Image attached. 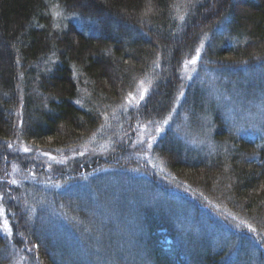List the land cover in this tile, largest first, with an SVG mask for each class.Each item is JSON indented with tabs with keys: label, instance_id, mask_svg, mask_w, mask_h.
<instances>
[{
	"label": "trees",
	"instance_id": "obj_1",
	"mask_svg": "<svg viewBox=\"0 0 264 264\" xmlns=\"http://www.w3.org/2000/svg\"><path fill=\"white\" fill-rule=\"evenodd\" d=\"M201 45L199 69L264 67V0H0V220L7 222L0 226V264H96V258L102 263L115 240L89 237L78 243L69 232L79 235L81 229L68 232L54 215L42 219L40 210L30 222L26 194L33 186L24 176L45 175V156L60 157L50 162V178L61 184L54 194L68 173L75 177L67 187H78L92 168L122 174L140 168L137 148L127 147L134 140L127 132L136 125H161L183 92L180 108L191 128L185 131L193 137L198 114L204 117L211 150L180 139L171 122L149 153L174 182L141 175L162 194L175 186L176 198L195 206L202 219L193 220L199 238L179 237L162 248L160 230L180 235L173 215L135 201L126 215L151 221L144 241L149 263L264 264V136L231 128L216 102L204 96L203 83L192 78L185 84V65ZM140 79L148 80V89L136 107L119 114V128L109 125L108 148L74 155ZM260 84L255 90L261 97L249 86L246 96L264 102ZM82 167L85 174L79 175ZM57 211L70 220H93L72 206ZM206 211L215 220H206ZM230 215L250 225L237 226ZM52 224L61 229L53 231ZM79 247L83 258L77 257Z\"/></svg>",
	"mask_w": 264,
	"mask_h": 264
},
{
	"label": "rangeland",
	"instance_id": "obj_2",
	"mask_svg": "<svg viewBox=\"0 0 264 264\" xmlns=\"http://www.w3.org/2000/svg\"><path fill=\"white\" fill-rule=\"evenodd\" d=\"M202 48L203 45L198 48L199 54L196 52V55L185 65L183 71L186 81L185 84L192 80V78H196L199 84L203 83L201 86L204 96L207 100L209 99L216 102L215 104L219 106L222 115L226 118L231 128L239 130L240 133L257 132V134H262L264 136L263 99L256 102L255 98L246 96V93H248V86L250 89L248 90L249 92L254 91L257 85H261L260 83H262L264 87V80H261L262 78L264 79V67L259 68V66H256L251 69H232L228 73L215 72L205 67L199 69L196 60L203 52ZM193 59H195V63H191ZM243 85L246 87H243ZM147 89L148 80H138L135 83L133 91H131L125 100L111 113L112 117L109 120L104 119L103 127L99 129L96 135H94L87 144L81 146L74 155L83 156V154L89 155L95 154L96 152H104L109 146V142H107L109 125H114L116 123V127L119 128V114L125 113L130 108L136 107V105L142 101ZM254 94L261 97L260 91L257 93V90H255ZM183 96L184 92L178 95L174 108L161 125H145L138 128L136 125L134 129L130 128L127 132V136L132 134L134 137L132 144H127V147L132 145L133 148H137L138 151L134 155L140 160L138 162L140 168L130 169L126 174H122L123 171L121 170L92 168V171H95L90 175L86 174L80 181L78 187L77 184L76 186L72 185L67 187L75 177L68 173L65 176V183L62 185L63 189L56 190L53 194L54 191L52 192V189H57L58 185L61 184L58 183V180H51L50 173L53 169L50 162L56 161L60 157L55 156V159L52 160V155L45 156L44 164L49 166L45 175L39 176L31 173L24 176V180L29 182L30 186L36 187L37 189L35 190L33 187H29L26 194L29 198L26 203L27 209L30 212V222H35V220L32 219L37 217L35 215L36 211L40 210L39 212H41L42 219L48 215H54L52 218L59 220L67 230L71 229L73 231V228H77L78 230L81 229L79 235H77L78 233L69 232L68 230L72 237L74 236V238H77L76 240L78 243H80V241H90L94 238L99 241L107 240L106 242L108 243L109 240H115L117 242L115 243V249L118 252L114 253L115 249H113V247H111V250H108L110 248L105 249L107 251L105 259H103L101 263L96 258V264H153L149 263L144 248V241H146L148 237L151 221L130 220L131 217L127 216L126 213H128L127 210H130V205L133 201L140 203L144 209L154 212H167L168 217L173 215V221L176 223L177 230H180V235H177L178 237L175 236V239L172 238V236H168L166 230H158L161 234H164L159 240L162 248L167 249L171 242L176 243L179 237L183 240H185V238L190 240L193 236V238L195 237L193 242L198 239L199 237H197L193 229V225H195L193 220L202 219L197 217L195 206L187 199L180 200L176 198L175 195L177 191H175V186L169 188V194H162L161 191L156 188H149L141 175V173L144 172L149 175L150 178H156L157 180H155L160 184L161 182H165L168 185L174 182L167 171L164 170L161 161L149 153L151 144L154 143L156 137L161 135L171 122L179 129L180 133L177 132L176 135L180 139L196 149L205 147L207 152L211 150L212 144H210L209 141V132L204 117L202 118L198 114L200 122H197L193 127V131H191L193 137L185 131L191 128L189 127V116L187 112L180 108ZM252 106L254 109H252ZM179 109L180 112L177 115ZM179 119L180 121L178 124L175 121ZM132 170L134 171L132 172ZM84 174V167H82L79 175ZM181 187L188 189L183 185L178 188ZM170 194H172V196ZM28 200H30L31 203L28 202ZM67 205L69 206L68 208ZM71 206L90 213V217L93 220H83L82 218H79L82 221L75 219L70 220V218H67L69 216L65 215V213L59 214L57 211L58 209L60 212H64ZM201 207L203 210L205 209L203 206ZM181 211L185 213V219L180 216L179 213H181ZM201 214L206 215L204 212H201ZM207 214L210 219L205 218L206 220H212L211 218L215 220L213 215L212 217L208 212ZM229 218L231 221L237 220L232 222L237 226L250 225L246 222H240V219L232 215H230ZM177 220H180V222ZM84 222L87 223V227H85ZM2 224H5V222L0 220V226H2ZM53 226L56 227L55 230L52 228L53 231L57 232L61 229L59 225ZM63 230L64 228L62 227V231ZM188 235H191V237L189 238ZM89 237L92 239H89ZM178 243H180V241ZM93 246L94 245H92V249L95 251L96 249L93 248ZM76 249L73 250L74 253ZM80 249L79 247L76 252L78 258L85 255L84 249L82 248V252ZM14 264H16V261Z\"/></svg>",
	"mask_w": 264,
	"mask_h": 264
},
{
	"label": "snow or ice",
	"instance_id": "obj_3",
	"mask_svg": "<svg viewBox=\"0 0 264 264\" xmlns=\"http://www.w3.org/2000/svg\"><path fill=\"white\" fill-rule=\"evenodd\" d=\"M197 54H199V49H197ZM191 63H195V59H193V61H191ZM25 151H27V149H25ZM13 183H15V181H13ZM5 227H7V222L6 221H5Z\"/></svg>",
	"mask_w": 264,
	"mask_h": 264
}]
</instances>
